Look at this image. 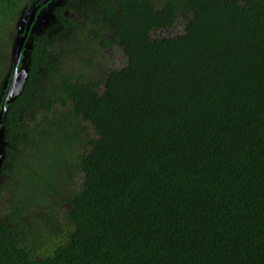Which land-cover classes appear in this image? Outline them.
I'll use <instances>...</instances> for the list:
<instances>
[{"label": "trees", "instance_id": "trees-1", "mask_svg": "<svg viewBox=\"0 0 264 264\" xmlns=\"http://www.w3.org/2000/svg\"><path fill=\"white\" fill-rule=\"evenodd\" d=\"M35 1L0 0V70ZM80 30L125 65L62 73ZM29 37L0 264H264V0H66Z\"/></svg>", "mask_w": 264, "mask_h": 264}, {"label": "rangeland", "instance_id": "rangeland-1", "mask_svg": "<svg viewBox=\"0 0 264 264\" xmlns=\"http://www.w3.org/2000/svg\"><path fill=\"white\" fill-rule=\"evenodd\" d=\"M78 20L83 19V15L76 14L75 15ZM85 25H89V23H85V21L82 22ZM50 24V23H49ZM48 23L44 24V26L41 27V30L45 29L48 25ZM17 24L15 23V29H16ZM90 26V25H89ZM77 31L73 32V36L79 37V40L77 43L72 45L73 49H79L80 52V58L84 61L81 62L82 60L74 57L72 54L69 53L67 46L69 48L70 42H67V39L61 38L58 39V45L55 47L53 51V58L59 63L60 69L62 70V73L68 74V72H73V71H88L90 68L93 71L94 75L97 77L100 75L101 72L108 71L109 69H121L125 65V57L123 53V49L120 47H112L108 49H101L98 43H90V41L93 40L94 35H89L91 36L90 38H87L80 35L81 30L79 33H76ZM181 33L180 31L174 32L171 31L167 33L163 32H158L157 34H153L155 38H160L164 36H170V37H175L176 34ZM14 34V35H13ZM86 35V34H85ZM110 35V34H109ZM16 37V30L9 36V38L12 41L11 45H7L5 49V63L3 64L1 70H0V82L2 81V75L6 74L8 72L9 67V61L10 59L12 60V45L14 43L13 39ZM85 38V39H84ZM2 72V73H1ZM2 74V75H1ZM1 176H0V184H1ZM3 192V191H2ZM0 190V204L2 203L3 200V193ZM2 193V194H1ZM1 205H0V210H1Z\"/></svg>", "mask_w": 264, "mask_h": 264}, {"label": "water", "instance_id": "water-1", "mask_svg": "<svg viewBox=\"0 0 264 264\" xmlns=\"http://www.w3.org/2000/svg\"><path fill=\"white\" fill-rule=\"evenodd\" d=\"M49 1V0H46ZM45 4L44 2H41V5ZM37 6L35 9H33V14H30V20H28L27 24H25V21L27 19L20 18L17 22L16 31L17 36L14 40V43L12 45V61L14 64V70L12 72V79L10 82L9 87L6 85V88L8 87L7 94L5 97L3 108L0 112V167L3 163L4 159V152H5V129L3 125L1 124V119L4 114H6V105L9 103L10 98L13 100L24 88L26 84V80L28 78V60H29V52L32 50V39L28 38V32L30 31L31 25L32 26V32L38 31L42 26H44V19H47L51 15V8L47 10H43L42 14H38L35 16L34 12H37L38 9L41 7ZM46 12H49V16L46 14ZM36 18V19H35ZM41 30V29H40ZM39 30V31H40ZM11 75V74H10Z\"/></svg>", "mask_w": 264, "mask_h": 264}, {"label": "flooded vegetation", "instance_id": "flooded-vegetation-1", "mask_svg": "<svg viewBox=\"0 0 264 264\" xmlns=\"http://www.w3.org/2000/svg\"><path fill=\"white\" fill-rule=\"evenodd\" d=\"M41 2H44L45 4H43V5H41ZM66 3V0H49V1H46V0H36L35 2H33V5H32V7L31 8H29V9H27L29 12H27V14L28 15H25L24 13L25 12H23V16H21L20 18H22V19H27L26 21H25V24H27V22H28V20H30V14H33V9H35L37 6H40L41 5V7L38 9V11L37 12H34L35 13V16H37L38 14L40 15V14H42V11L43 10H47V9H49V8H51V15L49 14V12H46V14L49 16L47 19H44V24H46V23H50V20H51V16L53 15V13H54V10L58 7V6H62V5H64ZM26 8H28V7H25V9ZM31 11V12H30ZM36 19V18H35ZM17 24V23H16ZM32 26L34 27V25H31V27H30V31L28 32V38H30L29 37V35H30V32H32ZM41 29V28H40ZM39 29V30H40ZM38 30V31H39ZM35 32H37V31H35ZM34 32V33H35ZM33 33V32H32ZM16 36H17V31H16ZM16 38V37H15ZM15 39H13V41H14ZM10 76V75H9ZM11 82V80L9 79L8 81H6L7 83H5L7 86L8 85H10V82Z\"/></svg>", "mask_w": 264, "mask_h": 264}]
</instances>
